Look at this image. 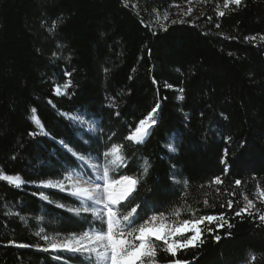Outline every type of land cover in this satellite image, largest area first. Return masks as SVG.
Wrapping results in <instances>:
<instances>
[{"label": "trees", "instance_id": "obj_1", "mask_svg": "<svg viewBox=\"0 0 264 264\" xmlns=\"http://www.w3.org/2000/svg\"><path fill=\"white\" fill-rule=\"evenodd\" d=\"M210 1L213 11L207 6L203 18L163 30L150 12L188 0H0V172L23 181L0 180V264H96L42 250L99 224L88 212L75 214L81 204L71 195L39 184L83 174L79 156L102 164L113 145L122 146L124 160L108 176L138 178V223L161 213L227 221L204 226L212 231L203 232V243L177 258L264 264L257 218L264 207L235 215L240 193L252 199L264 190V0L224 11L225 0ZM54 21L62 22L50 32ZM65 84V95L56 96ZM153 108L144 143L127 140ZM61 113H79L97 133ZM216 177L221 185L211 183ZM178 207L179 218L171 215ZM172 259L157 256L159 264Z\"/></svg>", "mask_w": 264, "mask_h": 264}, {"label": "snow or ice", "instance_id": "obj_2", "mask_svg": "<svg viewBox=\"0 0 264 264\" xmlns=\"http://www.w3.org/2000/svg\"><path fill=\"white\" fill-rule=\"evenodd\" d=\"M231 3L239 6L242 0H231ZM220 15H224V13L221 12ZM59 22L62 21H54L49 31L53 32L58 27ZM69 86V84L64 85L65 88ZM56 91L59 93L60 88L57 87ZM180 91L182 92L183 89H180ZM32 111L34 114L32 119L39 123L35 116V109ZM155 112L156 108H153L145 118L139 121L134 131L126 139L135 143L143 142L155 123L153 119ZM71 118L73 120L78 119L76 116ZM69 150L71 151V149ZM73 155H76V153H73ZM105 156L113 157L112 164L122 163L124 160L122 146L113 145L105 153ZM78 159L86 161L90 158L79 156ZM101 178L104 180L103 188L99 186L93 188L89 181L82 178L74 179L72 176L65 178L71 181L70 186H68L70 194L82 201L81 208L73 210L75 214L80 215L81 211L90 212L93 220L98 222L99 227H90L89 231L72 234L62 241L52 240L48 248L42 250H63L87 255L89 258L94 257L96 264H159L157 255L162 250L173 258L168 264H190L187 260L177 258L178 253L189 248H196L203 243V232L212 231L211 228L202 227L205 222L208 225L216 223L217 228H221L227 223L223 215H192L190 218L173 221L169 220L164 213L153 215L138 223L139 217L135 215L138 206H132L135 200L132 194L136 192V186L139 183L138 178L122 175L119 179H109L107 169L104 170ZM0 180H6L16 187L23 183L19 176H8L2 172H0ZM211 183L221 185L223 181L220 177H216ZM235 184L240 186L241 181L236 180ZM44 186L58 187L61 191L66 188L64 181H56L55 183L48 181L44 182ZM257 191L260 198L264 200V190L258 188ZM130 197L132 199H129ZM244 200L246 204L235 212L236 216L245 213L252 215L249 209L255 207L254 201L247 196H244ZM125 201L127 203H124ZM208 203L207 200L204 201L205 206H208ZM232 203L231 200L227 201V206L231 208ZM189 211L191 210L189 209ZM171 215L179 218L181 209L179 207L174 209ZM257 218L261 224H264V214H258ZM189 233L191 234L189 235ZM43 238L46 241L49 240L47 236ZM215 239L219 241L220 236H216ZM156 242L161 243L157 244ZM17 246L29 247L25 244Z\"/></svg>", "mask_w": 264, "mask_h": 264}, {"label": "rangeland", "instance_id": "obj_3", "mask_svg": "<svg viewBox=\"0 0 264 264\" xmlns=\"http://www.w3.org/2000/svg\"><path fill=\"white\" fill-rule=\"evenodd\" d=\"M182 3H178V4L169 3L166 6L158 5L156 8H154L152 10V12H150V14H151L150 17H151L152 23L157 28L165 30L174 21H183V22H187L189 24H193L194 22L203 18V16L205 15L204 11H205L207 6L211 5V11H213V8H212L213 2H211L210 0H188V2L183 3V4ZM219 4H221V3H219ZM230 6L235 7L237 5L232 4L231 0H225L223 3L224 8L222 11L230 8ZM216 9H217V6H216ZM222 11H220L219 13H221ZM59 88H60L59 93H57V91H56L57 87L54 88V94L58 97L64 96L65 92H66V88L65 87H59ZM61 115L66 120L71 122L74 126L79 128L80 131H82L86 134H91V135H95L97 133V127H96L95 123L92 121L86 120L79 113H75V114L74 113L73 114L61 113ZM72 116H76V117H78V119L73 120L71 118ZM138 123H137V125H138ZM129 130L134 131V129H129ZM150 133H151V129L149 130V134L145 137V139L143 140L142 143H144V141L150 135ZM112 160H113L112 156H107L103 159L102 164H100L98 162H95L92 159H86V161H82V163H84V165H85L84 166L85 172L83 174H79V173L74 172L72 174L66 175L65 177H63L62 180H60V181H64V183L66 185L65 190L61 191L58 187H47V189H53V190L64 192V193L71 195L69 187H68V186H70L71 181H68L65 179L67 176H72L74 179L75 178H82L83 180H87L90 182L91 187H93V188H96L97 186H99L100 188H103L104 180L101 177L103 175L104 170L108 169L109 167H113L114 165H116L118 163L117 162L116 164H112L111 163ZM108 178H109V176H108ZM52 182L55 183L56 181H52ZM43 184L44 183L39 184L40 185L39 187H42ZM71 196L73 198H75L80 204H82V201L79 200L77 197H75L73 195H71ZM239 196L241 197L240 198V200H241L240 204L238 202ZM239 196H237L236 198L234 197V202L236 201L237 202L236 204L237 205L239 204V206H245L246 201L244 200V196H246V194L240 193ZM252 200L254 201L256 207L261 206V205H262V207H264V200H262L260 198L259 192H258V195L254 194V197L252 198ZM88 203H91V202H88ZM95 207H99V206H95ZM88 213L91 214L90 212H88ZM212 224H216V223H212ZM204 226L208 227L209 225L207 224V222H205ZM204 226H202V227H204ZM190 234L191 233H189V235ZM137 243H138V241H137ZM53 252H55V251H53ZM65 252L70 253V254H77V253H71L68 251H65ZM157 256H164V257L167 256L168 257L169 255L166 252L161 250L158 252ZM92 258L95 261V258L94 257H92Z\"/></svg>", "mask_w": 264, "mask_h": 264}, {"label": "water", "instance_id": "obj_4", "mask_svg": "<svg viewBox=\"0 0 264 264\" xmlns=\"http://www.w3.org/2000/svg\"><path fill=\"white\" fill-rule=\"evenodd\" d=\"M138 144H142V143H138ZM80 162L82 163V161L80 160ZM84 165V163H82ZM85 166V165H84ZM41 189H46V188H43V187H40Z\"/></svg>", "mask_w": 264, "mask_h": 264}, {"label": "bare ground", "instance_id": "obj_5", "mask_svg": "<svg viewBox=\"0 0 264 264\" xmlns=\"http://www.w3.org/2000/svg\"><path fill=\"white\" fill-rule=\"evenodd\" d=\"M43 188H46L44 185H42Z\"/></svg>", "mask_w": 264, "mask_h": 264}]
</instances>
